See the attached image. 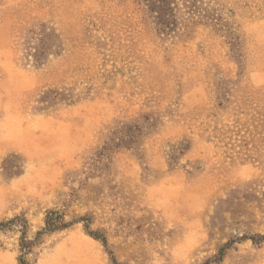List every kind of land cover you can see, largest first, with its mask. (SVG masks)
Instances as JSON below:
<instances>
[{
	"label": "rangeland",
	"instance_id": "obj_1",
	"mask_svg": "<svg viewBox=\"0 0 264 264\" xmlns=\"http://www.w3.org/2000/svg\"><path fill=\"white\" fill-rule=\"evenodd\" d=\"M206 2L223 29L165 40L138 0H0V221L23 215L32 239L48 211L82 220L41 236L32 264H264L244 239L264 235V158L230 159L226 111L207 110L221 83L264 94V0ZM42 27L61 48L38 68ZM51 89L79 102L39 104ZM18 238L0 233V264Z\"/></svg>",
	"mask_w": 264,
	"mask_h": 264
},
{
	"label": "trees",
	"instance_id": "obj_2",
	"mask_svg": "<svg viewBox=\"0 0 264 264\" xmlns=\"http://www.w3.org/2000/svg\"><path fill=\"white\" fill-rule=\"evenodd\" d=\"M138 2L151 19L155 32L165 40L177 38L181 24L194 20L212 22L219 29L225 27L220 17L209 7L206 0H138ZM37 35V44L32 48V58L35 66L39 68L45 65L47 57L56 50H60L61 42L54 32L44 27L38 30ZM225 86V83L218 85L216 97H211L210 107L207 108L208 111H215L218 108L226 111V122L220 128L214 130L216 132L214 139L230 156V159L232 155H236L243 161L258 162L261 158H264V94L256 90L234 97L233 88L225 89ZM60 101L65 106H72L79 102V98L71 96L66 90L58 92L51 89L42 93L38 103H46L48 107H52ZM120 142H123V140ZM17 159L16 155H10L4 160V163L11 160L17 161ZM4 171L9 179L18 177L22 173L18 165L11 166L4 169ZM80 221L82 220L74 223ZM74 223L66 222L58 212L48 211L44 215L42 228L34 238L28 239L26 237L27 219L23 215H17L11 219L0 221V233L14 232L19 234L17 264H32L29 256L33 254V250L41 236L65 231ZM84 231L88 237L100 242L107 249V241L102 235L91 231L87 224L84 225ZM244 239L257 245L264 242V235ZM231 244L227 243L220 248L214 260L215 263L222 261L226 250L231 247ZM108 253L111 256L112 264H117L112 254Z\"/></svg>",
	"mask_w": 264,
	"mask_h": 264
}]
</instances>
